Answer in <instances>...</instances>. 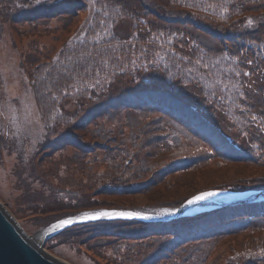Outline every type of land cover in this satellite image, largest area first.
Returning <instances> with one entry per match:
<instances>
[{
  "label": "trees",
  "instance_id": "trees-1",
  "mask_svg": "<svg viewBox=\"0 0 264 264\" xmlns=\"http://www.w3.org/2000/svg\"><path fill=\"white\" fill-rule=\"evenodd\" d=\"M19 19L30 25L21 63L45 116L44 154L72 148L57 169L88 178L43 180L47 193L20 174L36 224L139 208L123 198L102 205L100 194H143L141 208L162 211L207 189H264V0H0V36ZM50 29L53 43L43 40ZM59 234L109 236L129 264H264V200L90 220Z\"/></svg>",
  "mask_w": 264,
  "mask_h": 264
},
{
  "label": "rangeland",
  "instance_id": "rangeland-1",
  "mask_svg": "<svg viewBox=\"0 0 264 264\" xmlns=\"http://www.w3.org/2000/svg\"><path fill=\"white\" fill-rule=\"evenodd\" d=\"M57 25L58 21L56 19L49 21L51 29H55ZM29 28V23L21 19L15 23H11V25L10 22H8L5 24L4 31L0 36V132L8 135L7 144L0 145V147H2V157H0V201L4 204L9 213L16 218L25 233L31 236L46 229L49 225L44 227L39 226L30 216L36 212L38 206L24 201L25 189L21 185L19 175L22 174L36 191L44 190L47 193L50 189L47 187L46 183L44 185L43 180L50 181L58 186L61 184L67 186L64 183H69L66 180L67 178L74 180L71 175L79 179L78 181L80 184H84L88 178L85 177L83 173L74 171L75 166L66 167L65 165H61L64 163H60V169H57L59 163L55 162L63 160V157L72 153V148L66 147L63 149V144L60 145L57 143L44 154L45 149H47V146H43L45 138V116L37 102L35 91L30 85L28 76L23 67L24 65L21 63V48L29 41L28 37H23L22 33ZM39 29H43V24L39 26ZM51 29L43 37V40L48 43H53V36H55V33H53V31L51 32ZM56 31L55 29V32ZM134 117L138 118L136 116ZM159 135L163 137V135ZM42 146L44 148H42ZM105 169L106 164H101L100 170L104 171ZM44 175L46 177H44ZM214 189L232 190L224 188ZM84 190L85 193H88V189L84 188ZM217 195H214V197L210 199L212 201H220L214 200L219 197H217ZM113 196L114 195L105 196L100 194L99 202L102 203V205H106L103 199L115 201L119 200V198H123L128 202L132 201L139 206V208L128 207L120 209H132L149 214H162V211L147 210L140 207L146 204L148 200L147 196L143 194L132 195L130 196L131 198L128 196ZM220 199L223 198L220 197ZM206 202L208 203H196L191 207V211H193L194 214L205 211L204 209H208L207 206L211 203L209 199H207ZM47 205L48 203L44 205V207H47ZM105 209L119 208L98 207L74 215L97 213ZM74 224L75 223L71 225ZM108 237L109 236H105L99 242H97L98 239L88 241V237H83L82 239L77 238V241L73 243L58 232L52 237L45 239L42 243L48 253L69 264H129L124 261V257L122 256V249L124 246L119 247L111 245L110 243L112 240ZM132 242L126 243V245H132ZM140 245H142V243L135 242L134 244L135 247ZM100 246H102V249L98 248ZM151 250H153V248H151ZM105 257L111 258L113 262ZM146 260L145 258L139 261H131L130 264H144Z\"/></svg>",
  "mask_w": 264,
  "mask_h": 264
},
{
  "label": "water",
  "instance_id": "water-1",
  "mask_svg": "<svg viewBox=\"0 0 264 264\" xmlns=\"http://www.w3.org/2000/svg\"><path fill=\"white\" fill-rule=\"evenodd\" d=\"M205 193H212V195H207L204 199H194V197L201 196ZM221 195L218 197V195ZM217 195L218 198L212 201L210 198ZM222 197L223 199H220ZM210 200V205L208 204L207 208L212 209L220 207L222 205L235 204L247 201H257L264 199V189L260 190H246V191H234V190H223V189H212L197 193L194 196L188 198L184 203L179 207L172 208L167 210L164 214H149L146 212H139L132 209H105L102 212L97 213H88L81 215H73L60 219L49 226L54 224H59L61 221H72L68 224H62L57 231L51 233L47 236L50 238L54 234L61 231L66 226H69L76 222L87 221V220H96V219H107L115 217H133L143 220H157L161 218H173L185 214H193L191 207L196 203L206 204V200ZM191 201V203L189 202ZM212 207V208H211ZM204 209V210H208ZM103 212L109 213H138V215L133 216H121V215H109L104 216L100 215L96 219L89 218L90 215H95ZM48 226V227H49ZM25 236L28 235L25 233L22 226L16 220V218L9 213L4 204L0 201V264H64L62 260L57 259L54 255H51L45 251L43 246L36 247L29 242H27ZM45 238V239H47ZM66 262V261H64ZM68 263V262H66Z\"/></svg>",
  "mask_w": 264,
  "mask_h": 264
},
{
  "label": "bare ground",
  "instance_id": "bare-ground-1",
  "mask_svg": "<svg viewBox=\"0 0 264 264\" xmlns=\"http://www.w3.org/2000/svg\"><path fill=\"white\" fill-rule=\"evenodd\" d=\"M218 196H221V195H218ZM60 226H62L61 222L59 224H54L52 226H49L46 229H43L42 231L37 232L35 235H31V236H27V237L25 236V238H26L27 242H29L30 244L39 248V246H43L42 242L45 240V238H47V236L49 234L57 231ZM45 251H46V249H45ZM62 262L64 264H69V263H66L64 261H62Z\"/></svg>",
  "mask_w": 264,
  "mask_h": 264
},
{
  "label": "snow or ice",
  "instance_id": "snow-or-ice-1",
  "mask_svg": "<svg viewBox=\"0 0 264 264\" xmlns=\"http://www.w3.org/2000/svg\"><path fill=\"white\" fill-rule=\"evenodd\" d=\"M207 195H212V193H205L201 196L194 197V199H204L205 196ZM191 203V201H189ZM104 215V216H109V215H121V216H133V215H138V213H108V212H103L95 215H90L89 218L91 219H96L98 216ZM72 221H61V224H68L71 223Z\"/></svg>",
  "mask_w": 264,
  "mask_h": 264
}]
</instances>
